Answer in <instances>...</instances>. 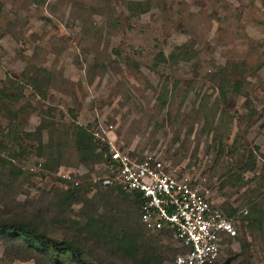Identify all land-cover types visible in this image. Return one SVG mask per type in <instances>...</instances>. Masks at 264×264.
I'll return each mask as SVG.
<instances>
[{
    "label": "rangeland",
    "instance_id": "1",
    "mask_svg": "<svg viewBox=\"0 0 264 264\" xmlns=\"http://www.w3.org/2000/svg\"><path fill=\"white\" fill-rule=\"evenodd\" d=\"M0 88L14 98L0 97V219L76 241L90 262L133 264L83 233L94 213L142 230L152 264H173L174 239L149 234L121 194L91 186L79 125L155 155L236 211L218 264H264V222L242 224L264 215V0H0ZM63 174L87 192L68 198ZM37 260L11 258L0 241V264H46Z\"/></svg>",
    "mask_w": 264,
    "mask_h": 264
},
{
    "label": "built area",
    "instance_id": "2",
    "mask_svg": "<svg viewBox=\"0 0 264 264\" xmlns=\"http://www.w3.org/2000/svg\"><path fill=\"white\" fill-rule=\"evenodd\" d=\"M62 177L72 180L71 174ZM95 181L139 197L146 230L171 231L184 249L174 264H215L237 237L233 219L210 200L209 192L155 155L139 158L112 146L109 162Z\"/></svg>",
    "mask_w": 264,
    "mask_h": 264
},
{
    "label": "trees",
    "instance_id": "3",
    "mask_svg": "<svg viewBox=\"0 0 264 264\" xmlns=\"http://www.w3.org/2000/svg\"><path fill=\"white\" fill-rule=\"evenodd\" d=\"M25 85L37 89L35 82H28ZM0 97H7L14 100L13 97L11 98L10 95L1 88ZM73 134L75 136V145L80 155V162L86 166L91 165L95 167L93 170L94 174L97 178L101 177L105 165L109 162V151L113 146L109 137L107 136V139L102 138L104 139L103 142L98 138L96 133L79 125L74 126ZM130 154L132 156H137L134 153ZM90 184L100 190L117 192L127 198V200H130V202L136 206L140 223L146 230L141 222L139 209L140 199L137 195L123 192L118 185L103 186L101 181H91ZM68 187V198L73 201H75L83 191L87 192V185L83 183L76 185L75 182L73 183L72 181L71 183V181H69ZM258 212H261L260 218L254 216L255 213ZM235 213L236 211L233 212V214ZM233 214L227 215L231 217ZM86 217L88 222L85 228H83V233H85L87 237L96 240L98 239L99 241L108 244L110 247H113L115 252L122 255L130 263L152 264L155 259V250L152 248L151 244L153 240L152 237L147 238L145 236L146 233L140 229H131L130 231L119 230L113 223H107L103 219V216L94 213L86 214ZM263 217L264 215H262L261 209H254L252 210V214L249 213L243 217L242 224L244 226L245 222H248L251 226H259L264 222ZM146 231L157 238L159 236H168L173 239L171 231L168 230H163L157 233H151L148 230ZM0 241L5 245L8 256L14 259H35L36 261H38L37 259H40L46 264H67V261H70L71 264H105L103 262H90L89 256L81 248V245L78 242L73 240L59 241L53 239L46 233L42 232L37 224L31 222L26 223L15 220L7 221L0 219ZM183 251L184 249L179 244L177 255ZM175 259L173 260V264ZM219 261L220 259L215 264H218ZM157 263L162 264V260ZM224 264H230V260L226 261Z\"/></svg>",
    "mask_w": 264,
    "mask_h": 264
}]
</instances>
